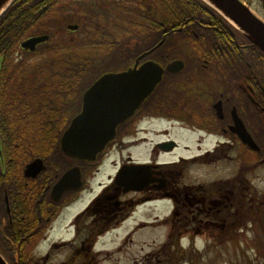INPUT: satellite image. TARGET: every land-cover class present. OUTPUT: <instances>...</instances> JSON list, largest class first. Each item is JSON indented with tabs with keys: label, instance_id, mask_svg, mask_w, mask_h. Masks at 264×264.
<instances>
[{
	"label": "flooded vegetation",
	"instance_id": "af4514ba",
	"mask_svg": "<svg viewBox=\"0 0 264 264\" xmlns=\"http://www.w3.org/2000/svg\"><path fill=\"white\" fill-rule=\"evenodd\" d=\"M253 3L257 12L264 13V0H253ZM193 24V21L188 22L180 29ZM228 33L213 19H206V23L191 28L187 35H206L200 39L203 56L198 55L196 61L192 59L193 54L181 52L178 41L176 45H171L175 48L174 54H163L161 41L147 43L133 52L129 51L128 42L110 45L111 56H119L114 61H121L122 64L116 69H101L98 73L95 70L94 75L83 83L87 85L79 90V96L76 95L70 102L77 112L82 108L85 89L107 71L122 70L148 60L165 67L171 60L182 59L184 68L165 71L163 80L117 127L115 138L94 160L61 155L67 166L61 173H55L56 180L67 169L79 166L83 181L79 188L65 191L54 200L52 187L56 180L51 183L44 176L48 166L38 176L27 177L24 169L32 160L24 163V177L38 178V182H24L26 186L36 185V194L17 189L13 193L6 187L3 188L4 202H0L7 213L2 222L6 225L9 220L13 225V235L21 237V241L14 243L15 250L27 251L31 248V253L38 251L40 254L37 255L48 264L52 254L57 253L55 249L66 245L69 250L61 264H101L105 259L100 258L102 251L95 250L99 233L118 228L137 204L156 203L164 199L172 204L173 230L203 232L210 223L214 225L212 234L215 228L221 229L220 232H235L242 206L250 202L252 210L257 200L251 183L242 180L241 170L242 153L259 151L243 142L238 122H242L257 143L264 145V51L240 30L234 28ZM190 69L207 76L211 73L219 86H211L210 89L206 86L185 87L182 83L192 79ZM114 151L118 154H113ZM134 151L142 152L140 157L134 156ZM260 152L264 153V146ZM49 153L63 151L56 148ZM5 154L1 146L0 158ZM261 161L264 163V156ZM133 163H139L140 167L136 168ZM203 164L213 169H228L229 173L231 170L232 176L224 172V178H215L211 183L194 181L188 171L194 165ZM123 166L136 172L119 176ZM254 166L249 162L244 168ZM141 167H144L143 171ZM136 182L142 185L141 190H129ZM83 192H86V206L76 215L70 214L68 224L63 217L55 225L62 217L63 209L70 208ZM193 220L199 224H191ZM66 226L72 227L69 240L56 241L51 237L54 230ZM44 241H48L47 247ZM0 250L4 252L1 246Z\"/></svg>",
	"mask_w": 264,
	"mask_h": 264
},
{
	"label": "trees",
	"instance_id": "16d2710c",
	"mask_svg": "<svg viewBox=\"0 0 264 264\" xmlns=\"http://www.w3.org/2000/svg\"><path fill=\"white\" fill-rule=\"evenodd\" d=\"M206 19L219 23L227 35L234 30L203 0H14L0 16V131L6 153L0 158V202H4L6 187L13 193L17 189L36 194V185L30 187L24 182H38V178L23 175L24 163L34 156L47 155L50 164L44 176L51 183L57 179L55 173L67 166L61 156L64 153L49 152L60 149V136L70 121L66 115L70 101L99 70L96 60L107 57V49L100 51L98 45L128 42L133 52L163 40L161 52L174 54L171 45L187 40L197 48L192 49L196 61L198 54L203 56L200 39L206 35L187 34ZM192 21L193 26L179 29ZM71 22L80 25L74 31L80 33L78 42L70 36ZM40 32H48L51 39L41 44L38 52L21 47L22 39ZM133 39L137 40L134 47ZM140 39L144 43L139 46ZM183 48L188 49L186 45ZM22 52L28 53L26 58H17ZM242 64L246 66L244 61ZM248 204L242 206L238 223L252 219L264 231V204L257 205L256 215ZM3 217L7 218V213L0 203V246L11 263L44 264L42 257L33 259L30 250H15L14 243L21 237L13 235V225L9 220L5 225ZM183 233L171 229L168 242L161 246L163 255L148 263L179 264L197 259L201 251L180 247Z\"/></svg>",
	"mask_w": 264,
	"mask_h": 264
},
{
	"label": "rangeland",
	"instance_id": "374dc122",
	"mask_svg": "<svg viewBox=\"0 0 264 264\" xmlns=\"http://www.w3.org/2000/svg\"><path fill=\"white\" fill-rule=\"evenodd\" d=\"M253 7L258 10L255 3H253ZM71 31L70 36L73 39H76V42L80 41V39H78L81 37L80 33L74 32L76 30L72 29ZM123 39H128V37H123ZM133 41L137 40L133 39L131 41V44H133L134 47ZM143 43V40L140 39L139 45H142ZM180 44L188 47L187 53L194 54L192 51L194 44L188 43L187 40H181ZM27 55L28 53L22 52L20 57L25 59ZM118 57V55H115L111 59L110 63L112 67H117L122 64L121 61H114V59ZM108 59L109 56L96 60L97 67L101 66L103 62ZM190 70L192 79L182 83L185 87L195 88V86H206L210 89L211 86H219V83H216L212 79L211 73L207 76L204 75V73L195 71V69ZM68 111H70V109H68ZM135 151L133 153L134 156L140 157L142 152L135 153ZM115 153L118 154L114 151L113 154ZM243 155L247 154L243 153ZM165 157L171 158L172 155H166ZM248 157L254 159L257 157V154L248 153ZM107 172H109V169H107ZM224 172L229 173L228 169H213L211 166L206 164L194 165L188 171V173H191L190 176L194 181H202L205 183H211L215 178H224ZM231 172L233 171L230 170V173ZM230 173L228 174L229 177L232 176ZM248 178L256 186L257 193L261 195L264 194V167L259 166L254 172H250L248 174ZM85 196L86 192H83L79 199H77L70 208L63 209L61 213L62 217L59 216L60 218H58L55 225L59 224L63 217L67 218L70 214L76 215L79 210L81 211L87 204ZM137 209L138 211L134 212L133 216L124 222L121 227L115 228L112 232L100 237L96 244V248L109 250L111 253H104L105 256L109 255L111 258L104 260L103 264H149L148 261L151 258H156L158 260L160 259V256L163 255L164 249L160 250L157 245H162L164 243L163 241H165L168 227L167 223L163 220L164 217L170 215L172 211L171 201L164 199L161 202L145 203L138 206ZM64 222L65 224L69 223L68 220H65ZM141 222H149V224L135 229V227ZM212 226L214 225L212 224ZM212 226H209L210 233L212 232ZM71 229L72 227L66 226L61 230H54L51 237H54V239H58L60 236L67 238L71 235ZM220 230L221 229L215 228L213 236L202 235L201 237L191 236L181 238L179 245L182 249L189 250L190 248H194L201 251V254H199L197 259L193 262L186 260L179 264H264V231L262 230V233H260L261 230H259L257 224L254 225L252 221L244 219L237 224V227L235 228V231L237 232L235 234H229L227 231L220 232ZM130 232H132V241L122 246L121 249H118V247L122 245L126 235ZM161 242L163 243L160 244ZM44 243L47 244L48 241H44ZM64 253L65 250L59 252V254L54 257L53 261L59 262ZM194 253L196 252L194 251ZM52 264H54V262H52Z\"/></svg>",
	"mask_w": 264,
	"mask_h": 264
},
{
	"label": "water",
	"instance_id": "95a60500",
	"mask_svg": "<svg viewBox=\"0 0 264 264\" xmlns=\"http://www.w3.org/2000/svg\"><path fill=\"white\" fill-rule=\"evenodd\" d=\"M7 0H0V6ZM13 1L9 0L8 4ZM215 7L230 17L249 38L264 49V21L242 0H209ZM71 27H75L71 25ZM48 35L33 36L22 45L34 49L36 44L44 41ZM183 62L174 60L166 66L170 71L181 69ZM165 68L159 63L148 60L141 66L135 65L122 72L107 73L94 82L84 93L82 111L71 121L61 138L63 151L74 158L94 159L96 154L114 137L117 126L130 117L142 101L152 92L162 79ZM239 133L245 142L258 147L247 133L242 122ZM45 164L42 158L28 163L25 174L36 176ZM120 171L135 173V169ZM82 184L81 171L78 166L69 169L54 184L52 196L59 199L63 192L78 188ZM136 188V187H134ZM0 264H9L0 253Z\"/></svg>",
	"mask_w": 264,
	"mask_h": 264
},
{
	"label": "bare ground",
	"instance_id": "6f19581e",
	"mask_svg": "<svg viewBox=\"0 0 264 264\" xmlns=\"http://www.w3.org/2000/svg\"><path fill=\"white\" fill-rule=\"evenodd\" d=\"M9 0H7L5 3H3L1 6H0V12L6 7V5L8 4Z\"/></svg>",
	"mask_w": 264,
	"mask_h": 264
}]
</instances>
